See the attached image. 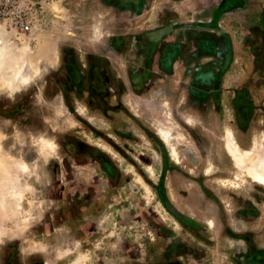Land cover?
I'll list each match as a JSON object with an SVG mask.
<instances>
[{
  "label": "rangeland",
  "instance_id": "1",
  "mask_svg": "<svg viewBox=\"0 0 264 264\" xmlns=\"http://www.w3.org/2000/svg\"><path fill=\"white\" fill-rule=\"evenodd\" d=\"M39 1L0 24V264H264V0Z\"/></svg>",
  "mask_w": 264,
  "mask_h": 264
},
{
  "label": "built area",
  "instance_id": "2",
  "mask_svg": "<svg viewBox=\"0 0 264 264\" xmlns=\"http://www.w3.org/2000/svg\"><path fill=\"white\" fill-rule=\"evenodd\" d=\"M41 12L39 0H0V23L15 35L30 30ZM3 43L4 38L0 37V44Z\"/></svg>",
  "mask_w": 264,
  "mask_h": 264
},
{
  "label": "bare ground",
  "instance_id": "3",
  "mask_svg": "<svg viewBox=\"0 0 264 264\" xmlns=\"http://www.w3.org/2000/svg\"><path fill=\"white\" fill-rule=\"evenodd\" d=\"M2 24V23H0ZM5 29L10 32L11 34H14V32L12 30H9L6 28V26H4ZM11 77V75H10ZM13 77V76H12ZM14 84V83H13ZM168 111V109H167ZM153 126L154 128L157 130V132L162 136L164 137L165 139H167L170 135V129L168 128V126H165V127H161L160 124H155L153 123ZM230 135V134H229ZM231 136V135H230ZM229 136V137H230ZM233 136V135H232ZM235 138V137H234ZM233 139V138H232ZM231 137H230V140L232 141ZM229 140V139H228ZM256 140V139H254ZM230 141V142H231ZM229 142V141H228ZM234 142V141H233ZM230 146V144L228 145ZM230 148V147H229ZM231 154H234L233 155V160H232V167L234 168V171L236 170H241V171H244L243 172V178L249 180L250 182H254V183H259V184H264V159H261L260 161L257 162V165L255 164L254 167L252 168H247V167H244V161L246 160L245 158H247L249 155V151L251 150V148H249V151L246 152L245 155H239V154H236L234 149L230 148L229 149ZM173 152V151H172ZM178 156V155H177ZM212 170V166H208L206 171L207 172H210ZM222 183L224 185H229V186H233V187H237L240 185V183L238 182H234L232 180H227V179H223L221 180Z\"/></svg>",
  "mask_w": 264,
  "mask_h": 264
},
{
  "label": "crops",
  "instance_id": "4",
  "mask_svg": "<svg viewBox=\"0 0 264 264\" xmlns=\"http://www.w3.org/2000/svg\"><path fill=\"white\" fill-rule=\"evenodd\" d=\"M243 1V0H242ZM242 5H243V3H242ZM259 16H260V13H259ZM162 32H163V29L161 30ZM161 38H164L163 37V33H162V35H161ZM147 60H148V57H147ZM153 61V59L151 60V62ZM167 62V58H165V56L164 57H161V60H160V68L163 70V71H165V69H167V68H169L168 66L166 67V65H168V62ZM164 66H165V68H164Z\"/></svg>",
  "mask_w": 264,
  "mask_h": 264
},
{
  "label": "water",
  "instance_id": "5",
  "mask_svg": "<svg viewBox=\"0 0 264 264\" xmlns=\"http://www.w3.org/2000/svg\"><path fill=\"white\" fill-rule=\"evenodd\" d=\"M168 208H169L171 211H173V208H172V207L168 206Z\"/></svg>",
  "mask_w": 264,
  "mask_h": 264
}]
</instances>
